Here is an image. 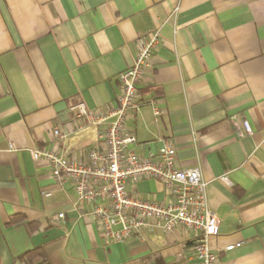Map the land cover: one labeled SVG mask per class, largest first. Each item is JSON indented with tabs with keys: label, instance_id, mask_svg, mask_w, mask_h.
<instances>
[{
	"label": "crops",
	"instance_id": "crops-1",
	"mask_svg": "<svg viewBox=\"0 0 264 264\" xmlns=\"http://www.w3.org/2000/svg\"><path fill=\"white\" fill-rule=\"evenodd\" d=\"M156 30L125 131L141 156L169 140L179 167L200 169L218 264H264V0H0V264H36L24 255L38 248L49 264H193L197 232L184 226L107 240L74 181L33 154L90 164L105 152V125L72 106L113 108L138 37ZM127 189L168 198L153 178Z\"/></svg>",
	"mask_w": 264,
	"mask_h": 264
},
{
	"label": "built area",
	"instance_id": "built-area-1",
	"mask_svg": "<svg viewBox=\"0 0 264 264\" xmlns=\"http://www.w3.org/2000/svg\"><path fill=\"white\" fill-rule=\"evenodd\" d=\"M159 39L158 30L138 37L133 65L119 74L121 92L113 108L91 112L84 102L72 106L85 123L105 125L104 153L91 150L90 164L67 158L56 148L34 149L33 154L51 165L57 179L74 181L79 202L93 205L92 214L107 240L121 242L134 235L140 236L142 230L159 227L170 232L184 226L197 232L192 246L193 264H218V253L210 245V238L219 233V219L209 208L208 182L200 169L179 167L177 150L169 140H163L157 154L141 156L135 150L136 135L125 131V122L141 107L138 85L150 66ZM155 112L159 113L156 107ZM243 124L250 133L249 122L244 120ZM54 134L65 137L59 128L54 129ZM10 149H14L12 143ZM150 178L162 183L167 199L149 200L128 191L130 182L136 184ZM45 195L51 193L45 192ZM64 216L60 213L57 219ZM234 247L231 244L224 250Z\"/></svg>",
	"mask_w": 264,
	"mask_h": 264
},
{
	"label": "trees",
	"instance_id": "trees-1",
	"mask_svg": "<svg viewBox=\"0 0 264 264\" xmlns=\"http://www.w3.org/2000/svg\"><path fill=\"white\" fill-rule=\"evenodd\" d=\"M45 255V252L42 249L38 248L27 252L24 255V258L28 260H34L35 258H39L40 261H38V263L36 264H49L47 260H43V258H45Z\"/></svg>",
	"mask_w": 264,
	"mask_h": 264
}]
</instances>
